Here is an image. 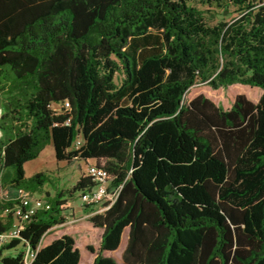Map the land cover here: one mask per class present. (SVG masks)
Returning a JSON list of instances; mask_svg holds the SVG:
<instances>
[{"label": "trees", "instance_id": "1", "mask_svg": "<svg viewBox=\"0 0 264 264\" xmlns=\"http://www.w3.org/2000/svg\"><path fill=\"white\" fill-rule=\"evenodd\" d=\"M199 4L238 15L210 24ZM199 82L262 92L228 108L202 93L185 102ZM50 142L56 160L107 172L113 195L90 216L102 229L90 264H264L262 0H0V232L20 194L45 182L23 163ZM94 185L85 170L56 190L0 247L2 263L24 264L29 249L30 264H79L71 235L41 240ZM126 227L117 262L102 251Z\"/></svg>", "mask_w": 264, "mask_h": 264}, {"label": "rangeland", "instance_id": "2", "mask_svg": "<svg viewBox=\"0 0 264 264\" xmlns=\"http://www.w3.org/2000/svg\"><path fill=\"white\" fill-rule=\"evenodd\" d=\"M264 4V0H262ZM198 7L203 10L205 19L208 23L213 24L220 20L229 21L238 15L234 7H218L199 4ZM234 85V87H231ZM262 90L259 87L249 86L246 84L233 83L227 86L213 88L207 83H195L191 85L184 95V101H188L195 95L202 93L212 99L216 104L223 108H228L235 94L244 93L249 99L257 101ZM64 106H68L67 102ZM54 109L59 110V104H53ZM81 143L80 138L74 142V146ZM96 163L93 159H73L71 161L56 160L52 143H47L40 150L39 154L23 163L25 177H31L37 172H43L47 178L45 182L34 191V195L50 200L51 196L58 189H67L71 187L80 175L85 173L87 164ZM12 176V169L7 167L2 172L4 182H7ZM46 191L50 196L46 195ZM80 192H76L75 197L69 202L67 214L73 213L75 220L66 222L62 225H56L45 233L41 240V245L62 234H69L74 238L75 246L80 251L79 264H90L93 257L99 250L101 228L95 227L90 221V216L103 210V204L94 207H86L81 201ZM13 195L9 188L3 190L2 198H8ZM128 228H124L121 234V240L117 249L113 251H102L104 255L113 256L117 262H121V254L127 240ZM91 248V249H90ZM19 249L26 250L21 244L15 248L3 249V254H14ZM0 264H3L0 260Z\"/></svg>", "mask_w": 264, "mask_h": 264}, {"label": "built area", "instance_id": "3", "mask_svg": "<svg viewBox=\"0 0 264 264\" xmlns=\"http://www.w3.org/2000/svg\"><path fill=\"white\" fill-rule=\"evenodd\" d=\"M86 172L92 176L95 185L91 190L85 191L80 195L83 203L99 205L105 198L112 197L113 194L107 190V172L105 169L97 167L94 164H89L87 165ZM49 208L50 202L47 199L36 196L34 193H21L18 202L11 208L14 218L11 227L0 232V247L18 236L24 221L29 216L38 210H48ZM73 220H75V217L70 212V216H67L62 224ZM33 255L34 253L27 249L23 258L24 264H30Z\"/></svg>", "mask_w": 264, "mask_h": 264}, {"label": "crops", "instance_id": "4", "mask_svg": "<svg viewBox=\"0 0 264 264\" xmlns=\"http://www.w3.org/2000/svg\"><path fill=\"white\" fill-rule=\"evenodd\" d=\"M101 231H102V230H101ZM49 241H50V240H49ZM49 241H48V242H49ZM48 242H46V243H48ZM46 243H44V244H46ZM125 244H126V243H125Z\"/></svg>", "mask_w": 264, "mask_h": 264}]
</instances>
